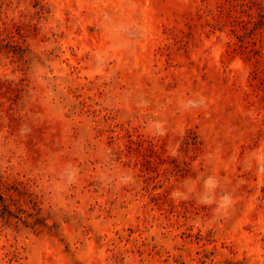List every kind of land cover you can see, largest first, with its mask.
I'll return each instance as SVG.
<instances>
[{
  "label": "rangeland",
  "instance_id": "374dc122",
  "mask_svg": "<svg viewBox=\"0 0 264 264\" xmlns=\"http://www.w3.org/2000/svg\"><path fill=\"white\" fill-rule=\"evenodd\" d=\"M0 264H264V0H0Z\"/></svg>",
  "mask_w": 264,
  "mask_h": 264
},
{
  "label": "trees",
  "instance_id": "16d2710c",
  "mask_svg": "<svg viewBox=\"0 0 264 264\" xmlns=\"http://www.w3.org/2000/svg\"><path fill=\"white\" fill-rule=\"evenodd\" d=\"M40 1H42V0H40Z\"/></svg>",
  "mask_w": 264,
  "mask_h": 264
}]
</instances>
